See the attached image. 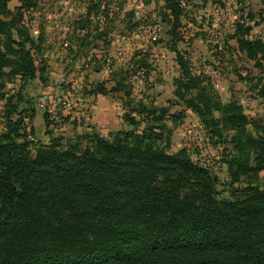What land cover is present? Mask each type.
<instances>
[{"label": "trees", "instance_id": "obj_1", "mask_svg": "<svg viewBox=\"0 0 264 264\" xmlns=\"http://www.w3.org/2000/svg\"><path fill=\"white\" fill-rule=\"evenodd\" d=\"M40 1L19 0L11 8L10 0H0V88L4 81L21 82L13 95L17 100L7 97V130L0 133V264H264V187L253 181L264 171V128L261 134L249 132L251 120L242 105L220 103L206 78L191 70L178 47L188 9L179 0H165L169 13L161 16L170 29L159 40L176 53L182 71L176 97L200 117L210 136L235 131L234 153L225 159L229 195L220 194V177L194 161L186 147L170 150L164 119L177 122L186 112L172 114L143 100L123 114L133 128L110 138L94 131L64 148L58 133L31 148L33 141L21 131L19 104L38 71L47 81L46 67H36L37 40L26 22V13L38 9ZM102 1L92 2L77 21L85 30L78 36L83 46L91 35L108 34H92V13H110ZM131 17L133 29L138 23ZM241 26L236 31L240 50L264 70V39L247 38L251 26ZM146 58L137 59L141 69L150 67ZM97 87L89 92H107L104 85ZM123 87L121 80L113 90ZM259 93L264 96V88ZM214 110L222 116L214 117ZM44 116L49 126L50 116ZM84 137L89 143L81 149ZM242 176L250 180L244 184Z\"/></svg>", "mask_w": 264, "mask_h": 264}, {"label": "rangeland", "instance_id": "obj_2", "mask_svg": "<svg viewBox=\"0 0 264 264\" xmlns=\"http://www.w3.org/2000/svg\"><path fill=\"white\" fill-rule=\"evenodd\" d=\"M179 1L188 12L181 17L179 30L184 38L178 47L189 59L191 70L206 78L212 96L220 103L235 101L242 105L251 120L247 125L249 132L253 135L263 133L264 96H261L259 91L264 88V70L257 66V59L249 58L240 50L236 31L240 25L241 29L251 26V31L246 37L264 39V0ZM91 3L92 0L89 5ZM115 7L125 9L126 29H132L129 22L131 11L134 13V17H131L133 22L138 23L133 28L138 36L133 39L131 49H124L123 44L111 47L116 36L91 35L87 40L90 42L86 43L85 47L81 45V53L74 55L71 44H65L63 41L59 55L64 59L56 61L62 62L58 66L60 74L53 77H50L49 73L55 64L45 63L43 52H35L36 67H46L44 75L47 81L40 78L38 71L37 77L23 88V101L19 104L25 125L21 131H25L27 138L33 141L31 148L34 149L38 143H49L50 138L58 133L63 135L64 148L68 143H77L78 135H91L94 131L110 138V134L119 129L133 128L123 120V114L143 100L148 106L153 105L158 109L167 107L172 114L186 112L185 117L177 122L167 116L164 119L167 128L163 133L170 137V150L177 151L186 147L194 161L208 167L213 174L220 177V194L229 195V171L225 159L234 153L230 137L235 131L226 128L221 138L210 136L200 117L189 109L182 99L176 97V79L181 76L182 71L176 61V53L159 40L167 38L165 31L170 29L161 16L162 12L169 13L167 2L125 0ZM153 35L157 36L156 40L152 38ZM71 38L73 37H70V40ZM78 43H81L79 38ZM144 48L147 51H144ZM145 55V61L150 67L141 69L137 59ZM121 80L124 87L121 90H113ZM4 84L5 86L0 88V93H5V96L0 98V133L7 130V97L12 96L11 101L15 102L17 96L13 95L21 87L18 78L4 81ZM97 84L104 85L107 92H89L98 89ZM45 93L51 98L43 99ZM168 99L175 103H168ZM104 106H110V110ZM45 112L50 116L49 126H46ZM96 115H99L100 119L94 123L92 117ZM213 116L221 117L222 111L214 110ZM12 118L16 120L18 114H12ZM110 118L111 122H108ZM146 124L143 122L141 128ZM47 129L52 132L47 133ZM88 143V138H82L81 149ZM241 178L244 184L250 180L245 176ZM253 181L264 187V171L254 176Z\"/></svg>", "mask_w": 264, "mask_h": 264}, {"label": "crops", "instance_id": "obj_3", "mask_svg": "<svg viewBox=\"0 0 264 264\" xmlns=\"http://www.w3.org/2000/svg\"><path fill=\"white\" fill-rule=\"evenodd\" d=\"M90 1L91 0H41L38 9L26 13V22L29 26L31 35L37 40L38 50L36 49V52H43V60L45 63L55 64V67L54 65L51 67L52 69L49 73L50 77L59 76L60 74V68L58 69V66L62 64V62L56 61H62L64 59L59 55V53L62 52L60 50V45L63 41H65V44H71L72 48H74L71 51H75L74 55L79 54V52L81 53L83 48L81 43H78V36L85 32V30L78 29L77 21L80 17L85 15ZM92 2H96V0H92ZM121 2H125V0H114V2H111V0L102 1V7L106 6L112 12L109 13V15L103 12L98 14L92 13V34L94 35L101 30H107L108 34H104V36L109 35L117 37L116 40H112L111 47H114L115 44L119 46L123 44L125 46L124 49L127 48L129 50L133 44V39L138 35L133 29H126L127 21L124 17L125 9L123 10L115 7L116 4L120 5ZM19 4V0H10L9 2L11 8ZM95 27L96 29L94 30ZM123 30H126V32H123ZM70 37L73 38L70 40ZM102 49L105 51L104 48ZM143 50L145 51L147 49L144 48ZM49 98H51V96L45 93L43 99L47 100ZM104 108H109L108 110H110V106H104ZM103 113L105 114V111ZM92 118L94 123H96L95 120L100 119L99 115ZM110 120L111 118L108 122H111Z\"/></svg>", "mask_w": 264, "mask_h": 264}, {"label": "built area", "instance_id": "obj_4", "mask_svg": "<svg viewBox=\"0 0 264 264\" xmlns=\"http://www.w3.org/2000/svg\"><path fill=\"white\" fill-rule=\"evenodd\" d=\"M154 40L157 39V36L156 35H153L152 37ZM108 61H110V59H107ZM43 106V105H42ZM44 107V106H43Z\"/></svg>", "mask_w": 264, "mask_h": 264}]
</instances>
